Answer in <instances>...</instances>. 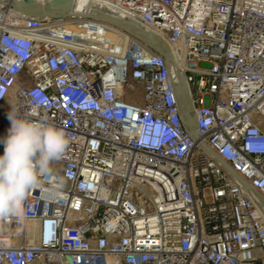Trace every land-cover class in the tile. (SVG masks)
Listing matches in <instances>:
<instances>
[{"label":"built area","instance_id":"1","mask_svg":"<svg viewBox=\"0 0 264 264\" xmlns=\"http://www.w3.org/2000/svg\"><path fill=\"white\" fill-rule=\"evenodd\" d=\"M59 1L0 0V138L12 106L72 138L0 264H264V0Z\"/></svg>","mask_w":264,"mask_h":264},{"label":"clouds","instance_id":"2","mask_svg":"<svg viewBox=\"0 0 264 264\" xmlns=\"http://www.w3.org/2000/svg\"><path fill=\"white\" fill-rule=\"evenodd\" d=\"M8 119L10 127L0 138V219H24L31 210L30 205L25 207L27 196L42 177L54 174L53 164L65 156L72 138L46 118L33 120L21 115L15 106ZM48 191H56L55 183Z\"/></svg>","mask_w":264,"mask_h":264},{"label":"water","instance_id":"3","mask_svg":"<svg viewBox=\"0 0 264 264\" xmlns=\"http://www.w3.org/2000/svg\"><path fill=\"white\" fill-rule=\"evenodd\" d=\"M15 5L16 7L23 9L24 11L30 14H41V13L51 14L53 12L62 13V9H65L67 7V2L59 1L54 5L43 6L40 3H34L32 0H27L23 2L15 0ZM43 8H45L46 10H43ZM106 19H110V18H106ZM115 21L121 23V21L119 20H115ZM177 87L179 89V99L182 103L183 110L184 111L191 110L193 108V100L189 89L180 88V83L177 85ZM188 122L191 128H195L197 126V121L195 118H190Z\"/></svg>","mask_w":264,"mask_h":264},{"label":"crops","instance_id":"4","mask_svg":"<svg viewBox=\"0 0 264 264\" xmlns=\"http://www.w3.org/2000/svg\"><path fill=\"white\" fill-rule=\"evenodd\" d=\"M35 229H36V224L30 223L27 226V230L29 232V239H30V241H35V239H36L35 234H34Z\"/></svg>","mask_w":264,"mask_h":264},{"label":"bare ground","instance_id":"5","mask_svg":"<svg viewBox=\"0 0 264 264\" xmlns=\"http://www.w3.org/2000/svg\"><path fill=\"white\" fill-rule=\"evenodd\" d=\"M22 1H27V0H22ZM33 2H43V0H32ZM109 35L110 36H112V37H115L116 35H117V33L116 32H114V31H111V32H109ZM30 224V223H29ZM28 224V225H29ZM33 224V223H32ZM27 225V226H28ZM28 231V230H27ZM28 238H29V232H28Z\"/></svg>","mask_w":264,"mask_h":264},{"label":"rangeland","instance_id":"6","mask_svg":"<svg viewBox=\"0 0 264 264\" xmlns=\"http://www.w3.org/2000/svg\"><path fill=\"white\" fill-rule=\"evenodd\" d=\"M30 240V239H29Z\"/></svg>","mask_w":264,"mask_h":264}]
</instances>
